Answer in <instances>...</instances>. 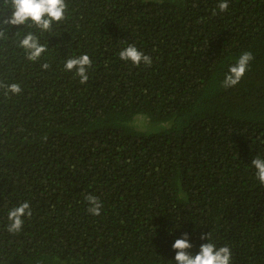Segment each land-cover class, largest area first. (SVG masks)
Wrapping results in <instances>:
<instances>
[{"label":"trees","instance_id":"1","mask_svg":"<svg viewBox=\"0 0 264 264\" xmlns=\"http://www.w3.org/2000/svg\"><path fill=\"white\" fill-rule=\"evenodd\" d=\"M220 2L66 0L50 32L5 26L0 83L22 91L0 87V264H175L183 233L193 255L211 242L231 264H264V185L251 164L264 159V0ZM18 30L47 46L37 61ZM129 44L151 65L120 60ZM245 51L243 78L223 87ZM84 54L81 84L64 63ZM25 201L32 214L9 233L7 214Z\"/></svg>","mask_w":264,"mask_h":264},{"label":"clouds","instance_id":"2","mask_svg":"<svg viewBox=\"0 0 264 264\" xmlns=\"http://www.w3.org/2000/svg\"><path fill=\"white\" fill-rule=\"evenodd\" d=\"M0 8L10 9L11 14L0 19V39L7 37V27L23 25V28H36L40 32H50L54 23L62 22L65 19L67 10L66 0H0ZM221 12L228 8L227 0H221L218 4ZM17 37V47L25 52L26 59L29 61H37L43 53L46 52L47 46L42 44L36 34L31 31L24 32L21 35L18 30L15 35ZM119 58L122 61H130L132 65L139 66L143 63L150 66L152 60L150 56L145 55L132 44L119 52ZM253 55L249 51L243 52L235 64L229 66L227 73L222 81L225 88L233 87L243 78L248 69L249 62L253 60ZM92 61L87 54L78 57H70L64 63V70L75 72L79 77V82L84 84L88 80L87 71L91 67ZM49 64H42L43 69H48ZM0 87L6 88L5 95H18L21 93V87L16 83L4 85L0 83ZM252 166L256 170V178L260 184L264 185V159L255 157L251 160ZM85 200L90 205L87 211L93 215H99L102 204L98 197L88 194ZM31 208L27 201L13 207L7 214L9 223L7 231L9 233H19L24 225L25 216H31ZM201 240H209L208 233L200 237ZM175 250V264H231L232 253L228 246L217 247L214 243H203L199 247L198 253L191 254L188 250L192 245L188 240V233H183L181 238L176 239L172 244Z\"/></svg>","mask_w":264,"mask_h":264},{"label":"rangeland","instance_id":"3","mask_svg":"<svg viewBox=\"0 0 264 264\" xmlns=\"http://www.w3.org/2000/svg\"><path fill=\"white\" fill-rule=\"evenodd\" d=\"M139 119H143V118L138 117V118H136L135 122H137ZM165 126H166V124L152 125L146 130L147 131L146 133H150V132L157 133V132L161 131Z\"/></svg>","mask_w":264,"mask_h":264}]
</instances>
